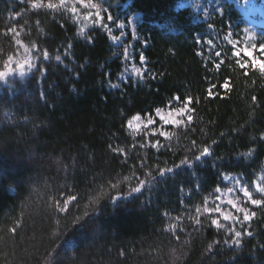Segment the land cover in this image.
Returning <instances> with one entry per match:
<instances>
[{"label":"trees","instance_id":"16d2710c","mask_svg":"<svg viewBox=\"0 0 264 264\" xmlns=\"http://www.w3.org/2000/svg\"><path fill=\"white\" fill-rule=\"evenodd\" d=\"M181 1L108 0L140 15L132 43L149 70L120 81L123 49L102 28L65 8L0 0V71L19 43L35 65L0 84V264H264V209L239 245L210 225L216 214L194 210L205 196L209 207L223 175L253 187L262 173L264 73L240 68L225 39L237 10L204 21ZM197 39L213 40L211 55L207 45L197 55ZM177 94L192 96L196 111L187 127L168 128L171 140L128 129L134 115L155 117ZM205 146L212 155L180 163ZM159 168L173 172L160 176ZM139 180L145 187L130 194Z\"/></svg>","mask_w":264,"mask_h":264},{"label":"snow or ice","instance_id":"6c2138e0","mask_svg":"<svg viewBox=\"0 0 264 264\" xmlns=\"http://www.w3.org/2000/svg\"><path fill=\"white\" fill-rule=\"evenodd\" d=\"M66 0H60L59 5L54 4L52 2H49L46 7L49 9H56L61 6H65ZM41 5L35 4L33 7H39ZM85 8H91L95 10V16H92L91 13H89L87 16H85V19H91L94 21V25L108 28L109 34L111 32V29L107 24H103L102 21L104 20V17L101 15V6L99 4H85ZM71 13L75 14L77 12V8L75 4H72L70 8H68ZM205 15H208L207 12H205ZM107 20L114 23L113 17L111 15H107ZM116 27L120 30H123L125 28V25L123 23H120L116 25ZM247 31V30H245ZM81 32H83V29H81ZM121 36H123V31H121ZM120 37L112 36V40H118ZM225 39L228 40L229 44H231L232 47V55L236 58V63L239 65L242 69L252 68L255 70H258L261 73H264V59H261L256 54L255 47H240L235 41L231 39V34L228 36H225ZM254 39V37H253ZM197 44H206L208 46V52L209 55L212 54V49L216 47L213 40L208 39L206 41H203L201 39H197L195 41ZM260 52L264 54V47L260 48ZM203 52H197L198 56H202ZM44 60L49 59V53L47 51H44L42 53ZM124 59L130 60L133 56L131 52L127 48L124 49ZM222 53L220 51L215 52V56L217 58L221 57ZM56 61L61 60L60 55L55 56ZM139 61L141 62V67H136L133 65L131 72L133 75H137L140 79H144L145 74L149 73L148 68L146 67V57L143 52H140L139 54ZM223 61H220L219 63H215L214 67L216 69H219L221 67V64ZM25 65L21 64L20 67L23 68ZM30 67H34L35 65H29ZM127 71V69H125ZM23 75V73H21ZM6 76L5 71H0V78H4ZM151 79H155V75L150 74ZM109 86L111 88H117L119 87L118 84H112L110 83ZM215 85H210L207 89V95L209 98L214 97L215 95H218V93H214L213 88ZM221 87L227 92L230 91V83L228 81H225ZM193 105V97L192 96H185L183 99L179 94L174 95L171 98V101L167 105V110L162 107H156L155 108V117L151 113L147 115L146 120H142L141 116L139 114L134 115L130 120L127 121V127L128 129L132 130L134 133L141 131V124H143L144 128H149L151 125H154L158 120L161 122L159 128H151L149 135L153 136H159L165 138V140H171L172 137L175 135V133L169 132L166 130L168 126H174L176 128H183L190 125L194 120V113L195 108ZM216 141H213V144H215ZM193 147H195V141H192ZM141 147H144V145H140ZM151 147L157 151L164 148L165 145L161 144L160 139H156L154 142H151ZM115 151V149H114ZM199 155H194L192 159L190 160L188 157H185L181 160L182 165H189L192 163V160L194 161H200L202 158L212 155V150L210 146H205L203 149H198ZM141 167H144L143 163H141ZM158 174L160 176H164L168 173H172V168H159ZM134 175V173H133ZM149 177L152 176V173H148ZM131 176H125L123 177V180L130 181ZM223 179L226 181H232L235 180V187H229L227 188V194H233L235 192H238L240 195L237 196L235 199H228L227 205L231 207L232 211H225L221 204L217 203L214 207H207L208 204V197H204V208L195 207L196 213H215L218 217H222L224 222L227 223H221V219L219 218H212L211 216L208 217L209 223L212 227H214L216 230H223L225 233V236H232L234 239L232 240V244L239 245L240 238L242 237V231L236 229V225L238 224L240 226V229H244L245 225L247 223H250L254 217H256L257 213L256 211H251L248 207L245 205H251V206H257L261 209H264V176L260 178V181L255 184V191L259 194L260 198H254L253 192L250 190L249 186L245 183H242V179L235 178L230 175L223 176ZM146 182L145 180H139L137 182V185L135 187H132L130 189L131 193H139L141 190L145 187ZM117 184H113L112 188H116ZM216 193H220L221 189L220 187L215 188ZM216 201L221 200L220 195H216L215 197ZM63 211V209H61ZM235 213V214H234ZM177 220L180 219L179 216L176 217ZM195 223L198 226L201 225V220L199 217L195 218ZM248 235H251L252 233L249 231L247 233ZM224 243H228V239H224ZM211 247V245H209Z\"/></svg>","mask_w":264,"mask_h":264},{"label":"rangeland","instance_id":"374dc122","mask_svg":"<svg viewBox=\"0 0 264 264\" xmlns=\"http://www.w3.org/2000/svg\"><path fill=\"white\" fill-rule=\"evenodd\" d=\"M29 1L32 6L35 4L41 5L39 7H46V5L49 2L59 5L60 2V0H29ZM90 3L99 4L101 6V15L104 17L102 23L107 24L109 26V28L111 29L110 34L108 28H103L94 25L93 20L84 18L89 13H91L92 16H95L94 9L84 7L85 4H90ZM72 4H75L77 8V12L75 14L73 13L72 14L75 15L76 18L82 22V24L102 28L115 48L117 49L122 48L123 53H124V49L127 48L129 52L133 54L130 60H125L123 55V61L125 67L123 69L122 74L119 76V80L124 81L126 78H130V77L140 79L137 75H133L131 72L133 65H135L136 67H141V62L139 61V59L136 60L137 55L135 54L132 43V41L136 38V30L141 22L140 15L137 13L126 12V6L120 8L118 4L112 5L108 3V0H66L65 6H61V8H65L67 10L68 8H70ZM180 7H191L196 13L200 15V17L204 21H209L216 14L222 15V12L225 9L228 10V15L230 14L231 10H237L240 15V19L234 24H231L230 22L226 23L227 25L226 36L231 34V39L235 41L240 47H245V46L255 47L257 56L260 57L261 59H264V54L260 52V48L264 47V0H182L180 2ZM205 12H207L208 15H205ZM107 15H111L113 17L114 23L107 20ZM120 23H123L125 25V28L123 30H120L116 27V25ZM121 31H123V36H121ZM129 35H131V39H129L128 37ZM112 36H117L120 38L114 41L111 39ZM18 45L20 48L19 52L17 53L16 56L11 57L9 59V64L7 68L4 70L6 72V76L4 78H0V84L2 86L8 85V80L11 78L27 77L33 70V67L29 66L34 63L32 54L27 49V47H25L21 43H19ZM203 45L206 44H200L199 52H203L201 50ZM203 56L204 54L201 57ZM21 64H24L25 66L21 68L20 67ZM125 69H127V71H125ZM21 73H23V75H21ZM165 110H167V107H165ZM141 119L146 120L147 116L145 117L141 116ZM160 123L161 122L157 118V122L154 125H151L149 128H144L143 124H141L142 130L135 133H141L144 130L150 131V129L153 127L159 128ZM169 127H174V126H168L166 128L167 131ZM130 131L133 132L132 130ZM223 176L220 182L221 192L217 193V195L221 196V200L216 201V199H214L213 201L209 202V207H214L215 204L219 203L221 204V207L225 211L234 212V210L227 205V200L235 199L240 194L238 192H235L233 194H227V188L235 187V180L226 181L223 179ZM230 176L242 179L241 176H236V175H230ZM262 176H264V169L260 174L258 180H256V182L254 183L253 187L248 185L250 190L253 192L254 198H257L256 195L259 196V194L256 193L255 191V184L260 181V178ZM242 183L246 184V182L243 179H242ZM121 199L122 197L120 196L116 198V200H121ZM245 206L248 207L251 211H255V209L259 208L257 206H251L247 204ZM217 218L221 219V223H227L223 221L222 217L217 216ZM253 219H255V217ZM250 223H247L244 229H240V226L237 224L236 229L241 230L242 233L244 232L247 233Z\"/></svg>","mask_w":264,"mask_h":264}]
</instances>
